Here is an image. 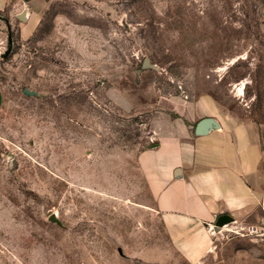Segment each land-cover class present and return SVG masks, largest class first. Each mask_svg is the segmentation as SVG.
<instances>
[{
	"label": "rangeland",
	"instance_id": "374dc122",
	"mask_svg": "<svg viewBox=\"0 0 264 264\" xmlns=\"http://www.w3.org/2000/svg\"><path fill=\"white\" fill-rule=\"evenodd\" d=\"M47 2L24 38L0 12V264H190L136 156L199 96L264 150V0ZM256 230L224 229L198 264H264Z\"/></svg>",
	"mask_w": 264,
	"mask_h": 264
},
{
	"label": "crops",
	"instance_id": "0c3cea01",
	"mask_svg": "<svg viewBox=\"0 0 264 264\" xmlns=\"http://www.w3.org/2000/svg\"><path fill=\"white\" fill-rule=\"evenodd\" d=\"M47 3L0 0V12L18 20L24 38L37 28ZM190 107V117L187 106L163 117L165 131L154 127V143L138 152L136 163L170 245L198 264L224 228L257 227L264 216V150L256 126L222 111L211 97L199 96ZM203 117L210 122L196 134ZM223 215L229 220L219 224Z\"/></svg>",
	"mask_w": 264,
	"mask_h": 264
},
{
	"label": "water",
	"instance_id": "95a60500",
	"mask_svg": "<svg viewBox=\"0 0 264 264\" xmlns=\"http://www.w3.org/2000/svg\"><path fill=\"white\" fill-rule=\"evenodd\" d=\"M142 67H144V68H155V65L154 64H151L147 59H145L142 62ZM23 92L25 94H31L32 93L31 91H28L26 88L23 89ZM209 122H210V118H208V117L201 118L196 123L195 128H194V132L196 134H202V133H204L205 132L206 124L209 123ZM50 219L56 221L54 214H52L50 216ZM217 220H218V223L219 224H222V223L228 221L229 219H228V217L226 215H223V216H220ZM217 229H220V228H217Z\"/></svg>",
	"mask_w": 264,
	"mask_h": 264
},
{
	"label": "built area",
	"instance_id": "2783aa9c",
	"mask_svg": "<svg viewBox=\"0 0 264 264\" xmlns=\"http://www.w3.org/2000/svg\"><path fill=\"white\" fill-rule=\"evenodd\" d=\"M253 229H257V233L264 240V218L261 219L259 225L257 227H252ZM259 229V230H258Z\"/></svg>",
	"mask_w": 264,
	"mask_h": 264
},
{
	"label": "bare ground",
	"instance_id": "6f19581e",
	"mask_svg": "<svg viewBox=\"0 0 264 264\" xmlns=\"http://www.w3.org/2000/svg\"><path fill=\"white\" fill-rule=\"evenodd\" d=\"M241 89H242V87H239V90H241ZM224 229L226 230V229H228V228H224Z\"/></svg>",
	"mask_w": 264,
	"mask_h": 264
}]
</instances>
